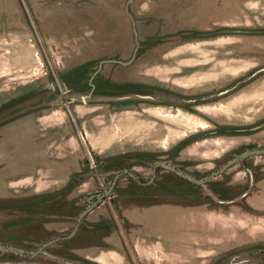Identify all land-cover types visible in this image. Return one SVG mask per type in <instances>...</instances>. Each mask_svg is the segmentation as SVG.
I'll return each instance as SVG.
<instances>
[{"label": "rangeland", "instance_id": "rangeland-1", "mask_svg": "<svg viewBox=\"0 0 264 264\" xmlns=\"http://www.w3.org/2000/svg\"><path fill=\"white\" fill-rule=\"evenodd\" d=\"M129 94L198 101L113 99ZM11 109L0 121V243L23 255L0 249V264H264V154L224 169L264 148V0H0V117ZM115 160L144 177L156 162L215 176L216 196L175 175L173 190L126 207L127 230L118 208L133 197L118 195L98 211L108 232L16 225L15 204ZM109 174L77 181L90 188L71 197ZM51 241L43 251L55 257L31 256Z\"/></svg>", "mask_w": 264, "mask_h": 264}, {"label": "crops", "instance_id": "crops-1", "mask_svg": "<svg viewBox=\"0 0 264 264\" xmlns=\"http://www.w3.org/2000/svg\"><path fill=\"white\" fill-rule=\"evenodd\" d=\"M22 112L25 113L26 109H22ZM15 117V116H14ZM12 117V118H14ZM12 118H8L7 120H10ZM5 120V121H7ZM4 122V121H3ZM71 173V175L64 176L66 179L64 180V187L61 189H52L51 191H48V193L36 196L33 199H28L27 204H15V211H14V216H20L21 219L17 220V224H19V221H22L23 224H29V223H35L38 220H41L42 222L45 221V223L48 222H69L73 221L74 226L72 227L73 229L70 231L71 233L74 232V236H77L79 233H89V232H94L96 229H102L110 230V225L109 221L106 220L104 217L102 218V214L98 213L99 209L104 205V201L100 203L95 209H92V207H87L84 203V199L87 197V194H83L79 197L74 195V197H71L72 194H74V191L77 192H84L86 191L83 188L89 189L90 184H82L78 185V182L76 184L70 183L68 180L70 178L75 179V177L78 175L77 173ZM24 178V179H23ZM30 177H22L20 180H25L28 181ZM42 179V177H41ZM40 179V180H41ZM18 180V182L20 181ZM29 182V181H28ZM80 183V182H79ZM78 188V189H77ZM203 189L206 192L207 190L210 191L211 194L216 196V190L212 189L211 187L209 188L208 184L207 186H204ZM187 191V190H186ZM215 191V192H214ZM185 192V190H184ZM186 193V192H185ZM184 193V194H185ZM207 195V193H204ZM128 197H131V195H125L123 194L121 197L118 195L119 201L121 199H128ZM227 197L225 196L223 199H226ZM133 199H130L128 201H122L123 205H121L118 208L119 213H121V220H120V225L123 228L128 229L129 227L128 223H126V220L124 219V216L122 215V212H124L126 207L133 206ZM221 199V200H223ZM121 203V202H120ZM239 203H243L240 201ZM125 208V209H124ZM124 209V210H123ZM118 213V214H119ZM81 218V219H80ZM74 219V220H73ZM80 219V220H79ZM113 224H111V227ZM3 227H0V230ZM60 229V228H59ZM49 231V229H47ZM85 230V231H84ZM73 237V236H71ZM47 243V242H46ZM12 247V246H11ZM48 247V246H47ZM46 248V247H45ZM6 252V251H5ZM41 254L48 256V257H53L54 255L48 253V252H40ZM39 253V254H40ZM2 253L1 257L6 258L5 255Z\"/></svg>", "mask_w": 264, "mask_h": 264}, {"label": "flooded vegetation", "instance_id": "flooded-vegetation-1", "mask_svg": "<svg viewBox=\"0 0 264 264\" xmlns=\"http://www.w3.org/2000/svg\"><path fill=\"white\" fill-rule=\"evenodd\" d=\"M263 155V154H262ZM254 156V155H252ZM249 157V156H248ZM94 163V162H93ZM158 163V162H156ZM152 164L151 165V173L149 174L148 177H144L142 175H140V173H138L137 171H133L130 170V168H127L122 165L121 161H112L110 163H108L106 166L105 165H101V164H97L98 166H96V164L94 163L88 170H85L82 173H79L76 177L75 180L76 181H81L83 179H95L96 177L102 178V175L105 174H109L112 171V176H110V174L107 176V178L109 177V183L104 182L101 187L97 188V184H94L96 187L95 191H92L91 193H89L87 195V197L84 199V203L87 207H92V209H95L100 203H102L103 201H105L106 199L108 200H112L116 195H119V197H121L123 194L125 195H131V197L135 198V200L137 198H141L143 199V197H145L146 195H149V193L154 192V191H161V192H167L170 189H172V187H170L169 183L167 182L166 178H170V177H174L175 175L177 177H179L178 174L174 173L173 171L163 168L161 166L159 167H154V165L156 164ZM168 164H170L168 162ZM116 165L119 166L118 170L114 171V167L116 168ZM172 165V164H170ZM174 166V165H172ZM175 168H177L176 166H174ZM179 171L193 177L190 173H186L184 172L181 168H177ZM166 171V175H162V171ZM125 171V173H123ZM88 172H94L92 175H90L87 178H80L79 175L83 174V173H88ZM163 176H167V177H163ZM217 176V175H216ZM181 177V176H180ZM215 177V176H214ZM214 177H212L214 179ZM107 178H105L104 180L106 181ZM183 178V177H182ZM196 180H204L205 182L204 184H198L195 183L193 181L190 182V180H186V178L184 179L185 181L190 182L192 185L195 186V188L198 187H204V186H209V188L211 187L212 189H214V184H212L213 179L207 180L206 177L205 178H201V179H197L196 177H193ZM126 179L127 181H129V183L126 186H121L123 189H119L120 187V183L122 180ZM190 185H185L182 186L183 189L189 191L191 187H189ZM104 191H108V195L102 196L100 199L97 200V198L94 196L96 194H100ZM148 193V194H147ZM93 195V198L90 197V199L88 198V196ZM151 196V195H149ZM118 197V196H117ZM89 199V200H88ZM57 242V241H56ZM45 244V243H44ZM42 246V245H41ZM43 251V249H42Z\"/></svg>", "mask_w": 264, "mask_h": 264}, {"label": "water", "instance_id": "water-1", "mask_svg": "<svg viewBox=\"0 0 264 264\" xmlns=\"http://www.w3.org/2000/svg\"><path fill=\"white\" fill-rule=\"evenodd\" d=\"M236 33H240L242 31H234ZM225 93V92H224ZM223 93L219 94V95H216L212 98H215V97H219L220 95H222ZM211 98V99H212ZM83 102H85V100L83 99V97L81 98ZM108 98H104L103 100H107ZM115 100L119 99V100H130V99H136V100H143V101H149V102H153V103H159V102H177L179 103L180 105H187V104H194L195 102L198 101V99H180V98H177V97H174L173 95H164V94H156V95H143V94H129V95H124V96H121V97H118V98H113ZM73 100V99H71ZM61 102V101H59ZM30 107V104H21L19 106L16 107V109L18 108H22V109H29ZM12 110H15V109H11V110H8V112H5L4 114L1 115L0 117V121H4L8 118H12L14 116H16V114H14V116H8V117H3L5 114L9 113L10 111ZM264 124H262V126L260 127H263ZM264 154V148H261V149H250V150H246L244 151L243 153L239 154L238 156H236L234 159H232L230 162H228V164H226V166H224V169L227 168L228 166L248 157V156H252V155H262ZM163 167V168H166V169H169L171 171H173L174 173L178 174L179 176L183 177V178H186L190 181H193L195 183H198V184H204L205 182V179L204 180H196L195 178L179 171L177 168H175L174 166L168 164V163H164V162H158L154 165V167ZM94 172H88V173H83V174H80L79 177L80 178H87L89 177L90 175H92ZM108 191H104L100 194H96L94 195L97 200L100 199L102 196H105V195H108ZM93 198V195L91 196H88V198L90 199ZM88 199V200H89ZM81 219V218H80ZM79 219V220H80ZM75 231H73L72 234H74ZM54 241H51V242H47L45 244H43L39 249L38 251H36L35 253H33L31 256H37L40 252H42V249H44L45 247H47L50 243H53ZM0 249L1 250H5V251H8V252H11V253H14V254H19V255H23L22 253L16 251L15 249L9 247V246H6V245H3L0 243ZM55 257V256H53ZM59 261H63L62 264H84V263H72L68 260H65L63 258H57Z\"/></svg>", "mask_w": 264, "mask_h": 264}]
</instances>
